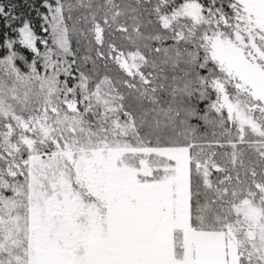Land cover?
Instances as JSON below:
<instances>
[{"label":"snow or ice","instance_id":"snow-or-ice-1","mask_svg":"<svg viewBox=\"0 0 264 264\" xmlns=\"http://www.w3.org/2000/svg\"><path fill=\"white\" fill-rule=\"evenodd\" d=\"M16 7L0 264H264V0Z\"/></svg>","mask_w":264,"mask_h":264},{"label":"trees","instance_id":"trees-1","mask_svg":"<svg viewBox=\"0 0 264 264\" xmlns=\"http://www.w3.org/2000/svg\"><path fill=\"white\" fill-rule=\"evenodd\" d=\"M13 3L15 5H17L16 12L17 13H23L25 18L30 19L33 23L34 29L37 32V34H41L40 28H39V21L36 17V13L34 11H30V9L27 7L28 4H33V3H35V5L37 7H39L41 0H13ZM41 11H43V9H41ZM0 27H2V25H0ZM9 34L11 35V33H9ZM25 54L28 56V59L30 60L31 55L26 53V52H25ZM200 106L203 107L202 104Z\"/></svg>","mask_w":264,"mask_h":264}]
</instances>
